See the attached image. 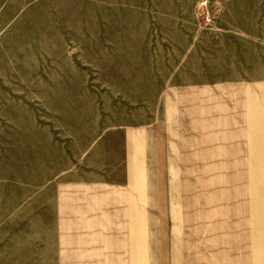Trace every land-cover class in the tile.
I'll return each mask as SVG.
<instances>
[{
    "label": "rangeland",
    "instance_id": "1",
    "mask_svg": "<svg viewBox=\"0 0 264 264\" xmlns=\"http://www.w3.org/2000/svg\"><path fill=\"white\" fill-rule=\"evenodd\" d=\"M257 66L264 0H0V264H127L82 228L61 244L62 200L90 185L124 191L127 217L141 193L145 231L126 240L147 242V264H250L243 83Z\"/></svg>",
    "mask_w": 264,
    "mask_h": 264
},
{
    "label": "crops",
    "instance_id": "2",
    "mask_svg": "<svg viewBox=\"0 0 264 264\" xmlns=\"http://www.w3.org/2000/svg\"><path fill=\"white\" fill-rule=\"evenodd\" d=\"M244 97H243V129H244V150L247 158V172H248V194H247V212H248V238L250 241V264H264V68L257 66L250 71L246 76L244 83ZM216 164L219 167L212 169L210 174H213L217 182L219 191H230V171L229 162L225 163L224 157H229L227 154H215ZM221 161V163H220ZM212 172V173H211ZM131 182V188L134 186ZM83 196L73 198L67 194L66 199L62 200L60 205L61 223V244L72 241L69 231L76 228H82L83 234L89 235L96 240L92 249L104 250H125L129 255L127 264H131V259L136 258V264H147L146 255L144 254L147 242L130 244L131 239L127 238L128 232L133 230L134 224L136 227L137 235L144 233L146 227V214H141L144 209V198L141 193L135 199L127 200L128 217L126 214L125 194L124 191L120 192L117 200V189L108 187L107 185H90L82 188ZM183 206L185 207L184 223L190 224L197 223L198 209L193 205L192 196L185 195L180 197ZM129 199V198H128ZM143 204V207H138ZM141 201V202H140ZM181 202V203H182ZM115 203L120 204V208L115 218H112L115 208ZM223 210H229V203H222ZM183 215V216H184ZM97 217L109 219V225H118L122 230L117 236L105 227L102 221L97 220ZM138 217V218H137ZM156 217V216H155ZM135 221V223H134ZM128 226V229H127ZM197 226V224H196ZM156 229V226H153ZM155 234H156V230ZM127 234V236H126ZM64 242V243H62ZM76 247H80L76 245ZM142 247V250H141ZM63 249V248H62ZM142 251V254H141ZM121 260V259H119ZM157 261V259H156ZM118 264V260H113L112 257L106 259L103 264Z\"/></svg>",
    "mask_w": 264,
    "mask_h": 264
}]
</instances>
